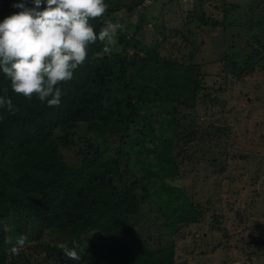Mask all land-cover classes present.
<instances>
[{"label": "trees", "instance_id": "trees-1", "mask_svg": "<svg viewBox=\"0 0 264 264\" xmlns=\"http://www.w3.org/2000/svg\"><path fill=\"white\" fill-rule=\"evenodd\" d=\"M20 3L32 6L31 0H2L0 22L21 11L13 7ZM105 3L104 16L90 23L98 33L105 21L119 18L117 44L110 54L99 41L89 47L73 79L59 85V106L16 94L0 71V96L10 97L15 109L0 108V264H176L174 235L197 220L186 186L179 192L169 181L181 176L174 147L184 132L178 113L164 108H197L201 67L196 52L184 50L194 33L170 29L159 49H150L137 36L146 0ZM244 14L249 33L264 44V0L250 1ZM197 20L189 16L188 23ZM170 37L181 38L179 53L162 54ZM133 47L146 53L138 57ZM228 54L226 73L239 67ZM22 234L26 245L12 255ZM73 241L81 261L60 249ZM32 250H43L42 260Z\"/></svg>", "mask_w": 264, "mask_h": 264}, {"label": "rangeland", "instance_id": "rangeland-1", "mask_svg": "<svg viewBox=\"0 0 264 264\" xmlns=\"http://www.w3.org/2000/svg\"><path fill=\"white\" fill-rule=\"evenodd\" d=\"M250 1L145 3L147 14L137 35L141 42L159 49L170 29L192 32V42L185 41L184 50L196 52L201 67L195 71L200 81L197 111L187 105H164L167 112L178 113L184 132V142L174 147L181 176L169 181L179 192L186 186L198 212L196 221L174 235L176 264H264V44L244 24ZM189 16L197 22L188 23ZM179 43L181 38L170 37L169 46L160 50L178 52ZM132 50L138 57L146 53L139 47ZM227 54L239 59V67L229 73L222 64ZM193 135L200 141L192 142ZM200 144L201 152L194 151ZM214 152L217 161L212 160ZM188 199L179 202L185 205ZM31 252L42 260L43 250Z\"/></svg>", "mask_w": 264, "mask_h": 264}, {"label": "clouds", "instance_id": "clouds-1", "mask_svg": "<svg viewBox=\"0 0 264 264\" xmlns=\"http://www.w3.org/2000/svg\"><path fill=\"white\" fill-rule=\"evenodd\" d=\"M31 4H14L21 11L0 22V71L16 94L28 99L35 95L50 107L59 106V85L73 79L92 44L101 42L104 53L110 54L122 25L105 21L99 32L95 31L90 20L104 16L108 7L105 0H31ZM3 91L7 93L8 88ZM0 108L9 114L15 112L6 95L0 96ZM4 230L12 229L5 225ZM27 240V235H20L9 252L18 255ZM5 242L12 243L10 239ZM73 245L61 244L60 249L67 258L81 261L78 245L75 241Z\"/></svg>", "mask_w": 264, "mask_h": 264}]
</instances>
